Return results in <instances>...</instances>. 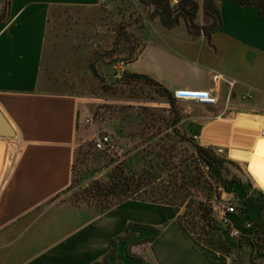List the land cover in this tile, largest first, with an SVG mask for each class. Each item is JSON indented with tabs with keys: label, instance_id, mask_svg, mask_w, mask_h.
Returning <instances> with one entry per match:
<instances>
[{
	"label": "crops",
	"instance_id": "obj_1",
	"mask_svg": "<svg viewBox=\"0 0 264 264\" xmlns=\"http://www.w3.org/2000/svg\"><path fill=\"white\" fill-rule=\"evenodd\" d=\"M194 1V21L180 7L168 23L146 18L136 55L122 60L110 59L115 30L103 17L113 1L0 0V109L15 130L0 136V264H96L129 224V238H118L108 264H264V221L256 223L264 217V186L249 171L248 158L231 154L251 152L261 134L264 19L258 5L216 0L220 18L205 29L212 15L205 0ZM68 10L83 14H63ZM62 17L75 25L50 34L51 18L55 30ZM66 35L69 44L57 41ZM67 52L69 70L45 67L53 53ZM124 72L153 78L172 97L180 88H213L215 72L236 80L217 82V104L175 98L171 106L169 95H161L139 99L135 110L136 116L144 108L175 112L182 132L201 145L223 147L229 161L215 203L238 209L227 216L230 225H222L229 253L197 241L181 224V209L170 204L169 223L161 227L152 208L157 203L130 199L98 213L59 197L72 182L75 149L90 138L86 123L95 121L99 103L134 100L101 87ZM247 92L252 96L244 98ZM246 115L256 117L258 126L245 125ZM247 221L253 228H246ZM152 226L160 228L154 238Z\"/></svg>",
	"mask_w": 264,
	"mask_h": 264
},
{
	"label": "trees",
	"instance_id": "obj_2",
	"mask_svg": "<svg viewBox=\"0 0 264 264\" xmlns=\"http://www.w3.org/2000/svg\"><path fill=\"white\" fill-rule=\"evenodd\" d=\"M139 1L145 7H153V10L149 16L141 12L136 14L133 20L130 17L124 18L115 24L116 35L110 59L117 55L122 60H127L136 55L138 47L136 32L140 30L146 18L160 16L165 23H168L171 21L172 13L179 7L181 12H185L192 21L196 18L198 4L194 0H179L174 6L171 5L173 0ZM238 1L242 4L258 5L264 19V0ZM205 8L213 18L209 25L204 26L208 29L219 20L220 12L216 0H205ZM129 27L139 28L134 31ZM139 84L153 87L160 95H169L171 106L175 105V97H172L165 86L141 73L124 72L114 82H104L101 87L112 91L115 95L127 93V96L137 99L134 89ZM144 109L146 111H139L138 120H134L135 123L130 125L131 131L142 137L141 144L135 145L126 152L124 160L118 166L111 168L106 180L102 178L91 181L89 186L93 193L82 195L80 203L97 208L98 213L130 199L182 208L180 222L197 241L217 251L229 253L230 248L222 236V225L214 210L215 200L220 197V186L224 182L222 168L229 160L224 154L215 151L216 146L201 145L193 137L182 132L178 127L181 121L179 114L175 112L167 114L165 108ZM131 116L129 112L123 114L124 119ZM138 127L140 132L137 131ZM86 145L94 146L93 154L103 150L96 148L93 142L79 144L75 149L72 181H74L76 163L83 154L88 155V151L83 150ZM263 221L264 217H261L256 223L260 224ZM129 226L130 224L123 235L114 239L109 254L96 264H108L109 257L116 251L118 238L126 240L129 238ZM151 228L154 238L160 233V228L154 226ZM129 253L139 257L130 250Z\"/></svg>",
	"mask_w": 264,
	"mask_h": 264
},
{
	"label": "rangeland",
	"instance_id": "obj_3",
	"mask_svg": "<svg viewBox=\"0 0 264 264\" xmlns=\"http://www.w3.org/2000/svg\"><path fill=\"white\" fill-rule=\"evenodd\" d=\"M112 4L109 5L110 8L107 11L105 9V13L103 14L104 19H106L107 23H110V27L114 29V26L117 22L120 20H123L124 18H135V15L138 13H143L146 16L151 14L153 7H145L143 4L140 3L139 0H110ZM115 1V3H114ZM118 4V5H116ZM113 7V8H112ZM178 8V6H177ZM119 11V12H118ZM82 13V12H81ZM80 11L76 10H68L64 11L63 14L66 16H69V14H72V16H79ZM83 14V13H82ZM131 15V16H130ZM55 17V16H54ZM154 17V16H152ZM133 18V19H134ZM132 19V20H133ZM60 27L58 31H55L54 28H56L57 21L55 18H51L50 24H49V33H56L61 34V31L64 29H70L75 25V21H66L64 17L62 19H59ZM73 26H72V25ZM140 25V23H138ZM144 23L141 25L143 26ZM144 27V26H143ZM131 30H138V28L129 27ZM133 28V29H132ZM115 30V29H114ZM142 27H140V30L136 32V42L137 45H140L143 41L142 38ZM64 35V34H63ZM116 35V32H115ZM115 38V37H114ZM70 36L66 35L61 38V40H57L58 42L64 41L67 42V44L70 43ZM69 53H53L51 56V60H47V64H45V67L49 69L51 72L58 70L59 68H66L69 70V61L67 59ZM60 57L63 59V61L60 59ZM113 78H115L113 75H111ZM97 86H94V89H96ZM83 88L91 90V85H85L83 84ZM134 93L137 96L133 98L134 100L127 102L124 99H106L111 101H101L99 104L96 112H95V121H90L86 123V128L89 131V139H87L84 143H91L95 139L101 135V134H107L109 136V142L105 146V149L100 150V152H97L96 154H93L94 146L93 145H86L83 150L85 152L88 151V155H82L81 159L76 163L75 172H74V181L71 182L69 187L63 191L59 197L63 201H69L71 203L80 204V197L84 194H92L93 190L90 188L91 181L95 179H102L105 178V180L108 178L109 172L112 167L118 166V164L124 160V155L126 152L133 148L135 145H139L140 138H142L138 133H133L131 131V123H135L134 120H138V116L135 114L136 106H138L136 101H139L141 98L145 99H152V98H159L161 95L159 92L154 89L151 86L145 85V84H139L134 89ZM127 94V93H126ZM130 113L131 117L123 118V114ZM127 116V115H126ZM130 122V123H129ZM140 132V130H137ZM132 133L134 135H132ZM143 146V145H141ZM137 148V147H135ZM95 153V152H94ZM225 154V153H223ZM153 209L157 212V222L158 225L163 227L166 223H169V205L165 204H155L152 205ZM95 211H97V208L91 206ZM179 208V207H178ZM181 209L182 212V208ZM173 214L176 215L178 212L177 208H172ZM262 252V251H261Z\"/></svg>",
	"mask_w": 264,
	"mask_h": 264
},
{
	"label": "built area",
	"instance_id": "obj_4",
	"mask_svg": "<svg viewBox=\"0 0 264 264\" xmlns=\"http://www.w3.org/2000/svg\"><path fill=\"white\" fill-rule=\"evenodd\" d=\"M213 79L215 81V86L211 89H197V88H180L174 91V97L176 99H186V100H199L201 102L210 103V104H217L218 102V95L215 93L217 91V82L219 80H226L229 84H234L235 79L226 77L224 74H221L219 72H215L213 75ZM252 94L250 92H247L244 94V98L251 97ZM261 133L264 135V119L261 122ZM109 142V136L107 134H101L99 135L95 141L94 145L98 149H103ZM215 151L219 154L224 153V149L222 146H216ZM215 215L221 225L229 226L230 221L228 219L229 214H235L237 213L238 209L235 204L232 203H215L214 206ZM246 228H253V222L247 221L245 224ZM233 235H239L240 230L237 228L233 229Z\"/></svg>",
	"mask_w": 264,
	"mask_h": 264
},
{
	"label": "bare ground",
	"instance_id": "obj_5",
	"mask_svg": "<svg viewBox=\"0 0 264 264\" xmlns=\"http://www.w3.org/2000/svg\"><path fill=\"white\" fill-rule=\"evenodd\" d=\"M256 117L246 115L244 124L254 128L258 126V120ZM234 156H244L248 158V169L252 176L260 186H264V135L261 133L249 153L233 150L231 152Z\"/></svg>",
	"mask_w": 264,
	"mask_h": 264
},
{
	"label": "water",
	"instance_id": "obj_6",
	"mask_svg": "<svg viewBox=\"0 0 264 264\" xmlns=\"http://www.w3.org/2000/svg\"><path fill=\"white\" fill-rule=\"evenodd\" d=\"M7 3L9 4L10 0H7ZM14 135H15V130L12 124L0 109V136L10 137Z\"/></svg>",
	"mask_w": 264,
	"mask_h": 264
}]
</instances>
